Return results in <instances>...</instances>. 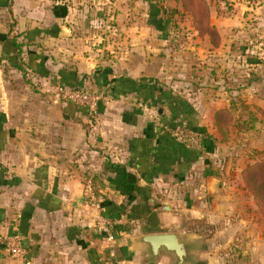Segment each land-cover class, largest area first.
<instances>
[{"label": "crops", "instance_id": "obj_1", "mask_svg": "<svg viewBox=\"0 0 264 264\" xmlns=\"http://www.w3.org/2000/svg\"><path fill=\"white\" fill-rule=\"evenodd\" d=\"M206 1L218 47L197 35L180 0H0V264H113L94 229L101 209L91 208L83 193L88 180L109 203L104 211L121 214L113 219H134L131 231L116 233L120 264H149L148 253L131 240L153 233L190 237L195 264H218L208 237L225 220L233 222L235 236L245 218L239 198L232 204L228 166L221 173L217 155L223 139L213 113L230 107L231 99L222 86L200 88L220 68L192 66L200 58L203 67L214 66L213 59L226 66L237 44V109H247L239 122L250 123L237 135L243 142L264 140V53L241 46L252 44L255 32L264 47V7L255 0ZM176 43L187 45L185 59L174 52ZM56 85L103 94L97 115L63 101ZM200 91L211 93L215 106L202 118L194 98ZM179 94L195 109L184 116L192 131L183 130L199 139L197 159L178 157L171 104ZM204 140L214 143L211 153L201 149ZM251 158L241 156L237 183L262 219L261 226L249 221L245 236L263 263L264 220L241 180ZM110 164L123 172L117 176ZM123 184L139 192L122 194ZM10 237L19 240L24 258L7 252ZM173 262L161 251L154 264Z\"/></svg>", "mask_w": 264, "mask_h": 264}, {"label": "rangeland", "instance_id": "obj_2", "mask_svg": "<svg viewBox=\"0 0 264 264\" xmlns=\"http://www.w3.org/2000/svg\"><path fill=\"white\" fill-rule=\"evenodd\" d=\"M258 1L259 5L258 6H264L263 4L260 3L261 0H255ZM182 30H180L181 32ZM253 33V32H252ZM184 33L183 35L181 34V37H185ZM259 34V33H257ZM253 35V34H251ZM253 42L252 44H248L247 45H241L242 47H244L243 51H249L248 53H255V52H262L264 53V47L263 45L261 46L259 43L256 42L260 40H258V38L256 37V33L254 32L253 35ZM200 44H198L199 46ZM180 46L179 44L176 43L175 47H174V52L178 53L179 51H181V53H179V55H183V59H185V54L184 52H190L187 51V45L183 46V47H178ZM201 46V45H200ZM254 46H256V48H254ZM178 47V48H177ZM204 48V47H203ZM207 49V48H204ZM237 49L238 51L241 50L239 47H237V44H232L231 46V53H232V57L229 58L228 60H226L227 65H223V63L221 62L220 64H218L217 62L211 60L210 63H214V66H211L209 64V66H206V64H204L203 67V60L200 58V56H198L200 58V60H196V66H192V68H196L197 72H200L201 69H205L206 67H208L209 69H217L220 68L218 70H220V72H211L212 76H208L207 78H210L211 81H205L202 85L200 86V88L204 89H209L207 87V85H215L217 87H223V89H221L220 91L224 92L227 91L226 93L228 94V99H231V104L234 103L235 107L233 109L232 112V123L229 127V129L227 130L226 133L222 134V142L218 144L219 149L217 150L218 152V163L220 164V168L219 170L222 172H224V166L227 165L228 166V175H225V178H227V181L229 182V189H227V192H230V195L233 196L234 200L232 201V204H234L237 207V198H239L238 200L241 202L240 205L243 209V212L245 213V218H243V223L238 224L237 223V228L241 230H236V234L234 235H230L229 234V225L233 224L232 221L229 220H225L223 222V224L220 226L219 230L217 232H213L208 239H210L211 244L209 246H212L213 248L211 249V252L213 254H215L216 256V260L218 261V264H261V260H260V252L256 251L253 248H250L249 245L251 243H253L251 240V238H248L245 236V233L249 231L250 229V223L249 221H252V224H258L261 226V222L262 219H259V216L257 214V211L254 207V205L252 204L250 197L247 196L244 192H242V189L240 188L239 184L237 183V164H242L243 161L241 159V156L245 157V156H249L252 157L251 160L254 161V159H260L263 156L259 155V152L264 153V140H252V141H241L239 139V136L237 135V130L240 129H249V124L247 123H240V111H242L243 109L241 108V106L239 107V109H237V69H239V66L237 65ZM210 50V49H209ZM212 55V54H211ZM175 59H178V57H176ZM189 60V57L187 58ZM191 60V58H190ZM218 64V67L216 66ZM189 65V64H188ZM186 65V66H188ZM176 67V66H175ZM183 67V66H182ZM181 67V68H182ZM188 68V67H187ZM186 68V69H187ZM185 69V70H186ZM209 71V70H208ZM203 78H200V81H202ZM200 81H198L197 83H200ZM233 89H235V91H233ZM211 93H206L203 91L200 92H196L197 96H194V98L197 99V103L198 106H202V107H207V108H202L200 107L198 110L200 111L199 114L202 113L201 118L204 115H208L211 114L214 110V105H213V101L212 103L211 101V96L209 95ZM215 94V93H214ZM180 96V94H179ZM181 97V96H180ZM232 97L234 98V100L232 99ZM184 96L181 97L180 99L182 101ZM219 98H221V95L219 96ZM210 103V104H209ZM229 103V104H230ZM197 106V107H198ZM241 109V110H240ZM195 112V109H193ZM243 112V111H242ZM245 114V112H243ZM194 115V114H193ZM182 122V125L177 127L178 128V133L177 136L178 138L181 139V141L179 140V142L183 143L186 142V148L188 150L191 151L192 150H196L197 144H198V137L190 132L184 131V127L186 128L185 124L186 122L182 120V118H178L175 122V124ZM183 122L185 124H183ZM198 124H196V127L199 128L197 126ZM259 127V124L256 125ZM190 127V126H188ZM260 127H264V124ZM191 130V128H190ZM188 130V131H190ZM211 137H213L214 135H210ZM219 137H217L218 140ZM183 140V142H182ZM216 144V143H215ZM212 147L215 148L214 143H212ZM217 145V144H216ZM217 146V147H218ZM195 147V148H194ZM194 148V149H193ZM239 148L241 149L242 155L239 156L240 152H238V156H237V151L239 150ZM202 149V147H201ZM204 152V151H203ZM212 152V151H211ZM210 152V153H211ZM250 152V153H249ZM198 154V158L199 156L202 154V152H196ZM208 153V152H205ZM244 162L246 163L247 161H245V159L243 158ZM217 163V165H218ZM214 166V165H213ZM200 172V170H199ZM237 190H238V195H237ZM233 207V206H232ZM237 216V215H236ZM248 218V219H247ZM252 218V220H251ZM209 224L211 225L210 227L213 228V224L211 222H209ZM233 226V225H232ZM234 227V226H233ZM258 232H260V230H258ZM260 238V237H259ZM258 238V239H259ZM264 257V254H263ZM259 261V262H258ZM264 264V260L263 263Z\"/></svg>", "mask_w": 264, "mask_h": 264}, {"label": "trees", "instance_id": "obj_3", "mask_svg": "<svg viewBox=\"0 0 264 264\" xmlns=\"http://www.w3.org/2000/svg\"><path fill=\"white\" fill-rule=\"evenodd\" d=\"M181 1V7L183 14H187L191 17V21L193 24L194 30L197 32V35L200 37L208 36L209 42L213 47H218L220 43V36L214 26H212L209 22V6L206 0H180ZM77 88V87H76ZM77 89H80L79 87ZM82 89V88H81ZM175 104V105H174ZM235 107V104L232 103L230 107L228 108H221L216 110L213 113V120H214V127L221 133H226L229 129L231 123H232V112ZM243 110L244 107H241ZM171 110L173 111V115H175V118L182 117V120L184 121V116H188L191 114H195L194 110L185 104L182 100L176 98L171 104ZM245 121L244 123H246ZM182 125V122L177 123L175 125H172V127H178ZM250 124V123H247ZM192 125L189 121L186 120V128L190 130L189 128ZM188 126H190L188 128ZM173 129V128H172ZM192 131V129L190 130ZM198 133H200L198 131ZM209 141L204 140L201 141V147L203 148L204 152L210 153L213 151V147L209 145ZM187 143H176V148L178 151V157H184L185 159H197L198 154L195 150H192V153L190 150L186 148ZM187 152V153H186ZM187 154V155H186ZM259 155L263 156L260 159H254L251 163H249L242 171H241V180L244 185V189L250 194L252 197L256 207L258 208L260 214L263 217L264 220V153L259 152ZM111 170L115 171L117 176L118 173L121 172V168L119 165L110 164L109 165ZM121 170V171H120ZM123 172V171H122ZM128 175L123 174L122 178L127 177ZM111 184L114 186V184L111 181ZM95 188V187H94ZM118 190L122 194H131L132 192H139V189L137 187L127 186L126 184H123L122 187H117ZM97 189L95 188V191ZM97 193V192H96ZM109 203L104 202L101 200L100 203V209L101 213L109 218H120L121 214H113L110 212L104 211L105 207H108ZM106 205V206H105ZM124 215V214H122ZM130 220H134L132 217L129 216ZM119 229L123 231H131L132 229L126 228V227H119Z\"/></svg>", "mask_w": 264, "mask_h": 264}, {"label": "built area", "instance_id": "obj_4", "mask_svg": "<svg viewBox=\"0 0 264 264\" xmlns=\"http://www.w3.org/2000/svg\"><path fill=\"white\" fill-rule=\"evenodd\" d=\"M264 5V0L260 1ZM264 7V6H263ZM56 95H58L63 101L72 103L76 107L86 109L90 114L97 115L98 106L104 101V96L96 91L87 89H77L75 87L56 85L54 87ZM83 193L86 198L87 204L96 211H100L101 199L95 193V189L90 180L86 181L83 187ZM167 206H163L162 209H166ZM170 208V207H169ZM134 220L127 219L125 221L121 219H113L104 215H98L96 217V224L94 226L95 231L103 237L104 241L108 244L109 256L113 259V264H120L115 259L114 243L117 238V232L123 230L119 227H127V225H133ZM4 247L10 256L14 258H24L25 251L21 247L19 240L16 237L6 238L4 241Z\"/></svg>", "mask_w": 264, "mask_h": 264}, {"label": "water", "instance_id": "obj_5", "mask_svg": "<svg viewBox=\"0 0 264 264\" xmlns=\"http://www.w3.org/2000/svg\"><path fill=\"white\" fill-rule=\"evenodd\" d=\"M162 109L157 110V115H162ZM191 238L183 240L178 235L170 233H153L143 235L131 240L135 250L148 253L149 264H154L161 251L171 254L173 264H195L194 252L196 245L190 242Z\"/></svg>", "mask_w": 264, "mask_h": 264}]
</instances>
